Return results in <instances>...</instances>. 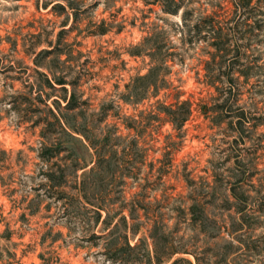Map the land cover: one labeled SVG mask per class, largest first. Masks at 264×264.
<instances>
[{
  "label": "rangeland",
  "instance_id": "1",
  "mask_svg": "<svg viewBox=\"0 0 264 264\" xmlns=\"http://www.w3.org/2000/svg\"><path fill=\"white\" fill-rule=\"evenodd\" d=\"M0 264H264V0H0Z\"/></svg>",
  "mask_w": 264,
  "mask_h": 264
},
{
  "label": "trees",
  "instance_id": "2",
  "mask_svg": "<svg viewBox=\"0 0 264 264\" xmlns=\"http://www.w3.org/2000/svg\"><path fill=\"white\" fill-rule=\"evenodd\" d=\"M179 7H176L175 9L170 7L169 9V13L170 12H177V9ZM213 29H216V27H211ZM146 78V77H145ZM181 105H188L189 109H188V113L186 114L185 117H183L182 119H178V110L176 108H174V106H163V113H165L168 118H169V122H171L173 125H176L177 128H182V126L184 125V123L189 119V116L192 113V103L191 102H182L180 103Z\"/></svg>",
  "mask_w": 264,
  "mask_h": 264
}]
</instances>
